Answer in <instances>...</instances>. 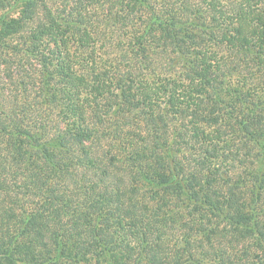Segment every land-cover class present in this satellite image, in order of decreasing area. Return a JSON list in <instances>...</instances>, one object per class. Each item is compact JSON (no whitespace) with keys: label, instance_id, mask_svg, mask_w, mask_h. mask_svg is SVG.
<instances>
[{"label":"trees","instance_id":"obj_1","mask_svg":"<svg viewBox=\"0 0 264 264\" xmlns=\"http://www.w3.org/2000/svg\"><path fill=\"white\" fill-rule=\"evenodd\" d=\"M11 3L30 85L0 102V264H264V96L217 86L264 72V0ZM232 138L256 172L249 148L225 177Z\"/></svg>","mask_w":264,"mask_h":264},{"label":"rangeland","instance_id":"obj_2","mask_svg":"<svg viewBox=\"0 0 264 264\" xmlns=\"http://www.w3.org/2000/svg\"><path fill=\"white\" fill-rule=\"evenodd\" d=\"M22 7H23V3H20L18 5H14L13 3H11L9 4L8 7H5L6 9L5 8L3 9L5 11L2 10L0 12V102H3V103H11L16 100L22 101V98L24 96L20 94V92H17V88L18 90L20 89V86L23 85L22 82L26 84L29 83L30 85V82H28L30 79L24 75L25 73L22 74L21 73L22 71L20 69L16 70L17 67L15 66V64L17 63V60L15 58L17 56L15 53L16 52L21 53L22 51L30 49V26H28V28L27 27L18 28L17 26L11 25L13 24V22L18 21ZM191 48L192 46L190 44L186 46V49H188V51H190ZM106 51L107 50H104V49L101 50L102 62H107L108 64L109 57L108 55H106ZM74 56L70 55L71 59ZM174 56L176 57L175 62L177 63L178 56L177 55H174ZM3 59H5V64H2ZM115 59H117L116 61L117 63H120V69L121 68L126 69V67H123L124 66L123 63L118 61L117 57H115ZM64 61H65V65L68 66L69 65L68 60L67 61L64 60ZM55 64L56 66H59L60 62L56 61ZM109 67L110 65L100 66V68L98 69L102 70L103 72L108 73L109 71H111L109 70ZM178 67L179 65H177V69ZM93 68L97 69V65H94L93 67L90 66V69H87V70L92 72ZM256 68L257 66L254 67L253 70H250V71H254L253 74H249V73L241 74L240 73L241 75L240 74L236 75L234 73L233 75H231V79L233 80L239 75H240L239 78H244V77L247 78L246 81L248 82L246 83L245 81H240L239 83L233 82L235 85L234 87H227L225 84L223 85L218 84L217 85L218 88H220V90L222 91V94H221L222 99L228 103H231L232 101H234L235 103H237L238 106L242 105L243 107V104L241 103L242 101L245 102L246 99L250 97H254V96H257V98L264 96V74H263L264 72L261 71V72L256 73L255 72ZM180 71H182V69L178 70V72ZM116 73H117V70L114 69L113 74H116ZM250 75L252 77H250ZM187 86H188V83H187ZM210 92L215 97V92H212V91ZM216 92H219V90H216ZM142 93H144V91ZM240 94H241L242 100L240 99ZM200 97L201 98H199L198 104H200L202 101H205L203 102L202 105L204 107L206 105L209 106V101L207 99V96H200ZM159 99L166 101L167 97L164 96L163 94H160V98L156 97L155 95H152L153 101H157ZM255 100L258 101V99H255ZM164 104L165 102L162 103V106ZM202 105L200 106L201 108L203 107ZM222 106L223 104H219V105L215 104L216 109L221 108ZM241 109H242L241 111L243 112L244 111H246L247 113L253 112V109L249 104H246V106ZM194 110H195V107L190 109L189 113H193ZM195 123H196V120L192 116H188V117L181 119V124H182L181 127H184V129L186 127L191 128L192 126H194ZM223 131L229 132L227 127H225ZM209 136H210L209 138L210 140L216 137L215 135H209ZM231 140L232 141H229V143L226 142L225 140L224 142H221L219 145L220 147L224 148L225 150L224 153L226 154L229 153L231 155L229 158L224 159L225 163H228V162L230 163V166H228L229 168L227 169V173H225V177L237 176L240 174L241 169H245L243 168L240 162L241 154L240 156L238 154L242 153L244 150H247L249 148H250L249 151H251L253 155L251 156L252 158L249 159V166L247 169H252V171L256 172V170L259 167V165L256 164L257 161H256L255 153H257V150H258V147L256 146V144H254L253 142H248L247 147L243 149V147L241 146V141H237L235 138H232ZM176 147L181 149V151L177 153V157L181 162H183L185 157H188V153L192 152L190 151V147H187V146H183V147L176 146Z\"/></svg>","mask_w":264,"mask_h":264}]
</instances>
